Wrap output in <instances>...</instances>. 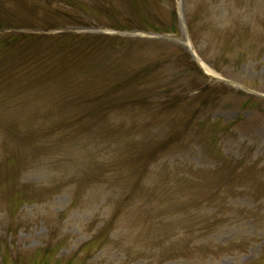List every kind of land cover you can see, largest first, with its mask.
<instances>
[{"label": "rangeland", "instance_id": "374dc122", "mask_svg": "<svg viewBox=\"0 0 264 264\" xmlns=\"http://www.w3.org/2000/svg\"><path fill=\"white\" fill-rule=\"evenodd\" d=\"M0 264H264V0H0Z\"/></svg>", "mask_w": 264, "mask_h": 264}, {"label": "bare ground", "instance_id": "6f19581e", "mask_svg": "<svg viewBox=\"0 0 264 264\" xmlns=\"http://www.w3.org/2000/svg\"><path fill=\"white\" fill-rule=\"evenodd\" d=\"M193 52V51H192ZM194 53V52H193ZM194 55H195V53H194ZM195 58H196V60H197V62L199 63V65L203 68V70H204V72L206 73V74H210L211 76H215V77H217L216 75H214L200 60H199V58L195 55Z\"/></svg>", "mask_w": 264, "mask_h": 264}]
</instances>
